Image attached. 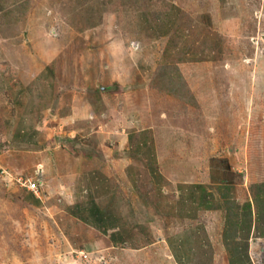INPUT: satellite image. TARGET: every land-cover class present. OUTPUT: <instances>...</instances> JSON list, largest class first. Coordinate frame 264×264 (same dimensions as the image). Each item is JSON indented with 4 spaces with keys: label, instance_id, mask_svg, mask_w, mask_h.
I'll use <instances>...</instances> for the list:
<instances>
[{
    "label": "rangeland",
    "instance_id": "1",
    "mask_svg": "<svg viewBox=\"0 0 264 264\" xmlns=\"http://www.w3.org/2000/svg\"><path fill=\"white\" fill-rule=\"evenodd\" d=\"M261 183L264 0H0V264H228L219 187L264 264Z\"/></svg>",
    "mask_w": 264,
    "mask_h": 264
},
{
    "label": "trees",
    "instance_id": "2",
    "mask_svg": "<svg viewBox=\"0 0 264 264\" xmlns=\"http://www.w3.org/2000/svg\"><path fill=\"white\" fill-rule=\"evenodd\" d=\"M166 86L168 88V92L172 94L177 95V90L181 95H183V97L179 96L180 98H183V100L191 98V91L188 89L184 81L180 83L167 82ZM257 189L254 201L257 205L258 219L260 222L262 221V226L258 227L257 231L261 237H264V183L257 185ZM229 193L230 187H219V194L220 197L224 199V206L226 208L225 225L222 232V244L226 252L228 264H246L249 260L248 254L246 253L248 244L247 239L253 228L252 212L250 204H247L242 208V214L238 216L236 211L237 207L233 202L229 201ZM200 199V202L206 210L215 209L214 205L209 202L207 203L203 193H201ZM91 210V212L95 214L96 218H99L101 221L107 216V213L101 211L96 205H92ZM240 240L243 241L240 242Z\"/></svg>",
    "mask_w": 264,
    "mask_h": 264
},
{
    "label": "built area",
    "instance_id": "3",
    "mask_svg": "<svg viewBox=\"0 0 264 264\" xmlns=\"http://www.w3.org/2000/svg\"><path fill=\"white\" fill-rule=\"evenodd\" d=\"M22 185L36 196L41 184L39 183V179L35 181L26 179L25 182L22 183Z\"/></svg>",
    "mask_w": 264,
    "mask_h": 264
},
{
    "label": "water",
    "instance_id": "4",
    "mask_svg": "<svg viewBox=\"0 0 264 264\" xmlns=\"http://www.w3.org/2000/svg\"><path fill=\"white\" fill-rule=\"evenodd\" d=\"M105 90H107V88H102V91H105Z\"/></svg>",
    "mask_w": 264,
    "mask_h": 264
}]
</instances>
